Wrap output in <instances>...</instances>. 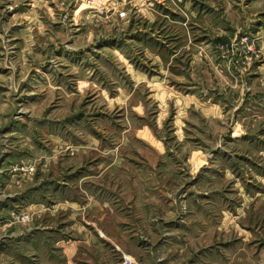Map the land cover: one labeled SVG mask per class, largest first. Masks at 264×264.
Returning a JSON list of instances; mask_svg holds the SVG:
<instances>
[{"label":"rangeland","instance_id":"1","mask_svg":"<svg viewBox=\"0 0 264 264\" xmlns=\"http://www.w3.org/2000/svg\"><path fill=\"white\" fill-rule=\"evenodd\" d=\"M0 264H264V0H0Z\"/></svg>","mask_w":264,"mask_h":264},{"label":"crops","instance_id":"2","mask_svg":"<svg viewBox=\"0 0 264 264\" xmlns=\"http://www.w3.org/2000/svg\"><path fill=\"white\" fill-rule=\"evenodd\" d=\"M28 209L33 211L36 210L37 212L43 211L42 205L39 204H32V206H30Z\"/></svg>","mask_w":264,"mask_h":264},{"label":"built area","instance_id":"3","mask_svg":"<svg viewBox=\"0 0 264 264\" xmlns=\"http://www.w3.org/2000/svg\"><path fill=\"white\" fill-rule=\"evenodd\" d=\"M123 15H124V13H120V16H123ZM21 218H22V220H24V219H26L27 217H26V216H22Z\"/></svg>","mask_w":264,"mask_h":264}]
</instances>
